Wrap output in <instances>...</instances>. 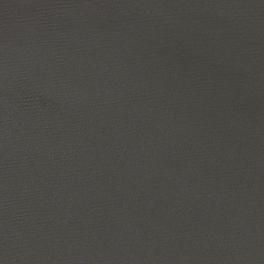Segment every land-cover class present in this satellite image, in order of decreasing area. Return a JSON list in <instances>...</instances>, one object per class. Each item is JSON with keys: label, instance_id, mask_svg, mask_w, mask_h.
Segmentation results:
<instances>
[{"label": "water", "instance_id": "water-1", "mask_svg": "<svg viewBox=\"0 0 264 264\" xmlns=\"http://www.w3.org/2000/svg\"><path fill=\"white\" fill-rule=\"evenodd\" d=\"M0 264H264V0H0Z\"/></svg>", "mask_w": 264, "mask_h": 264}]
</instances>
